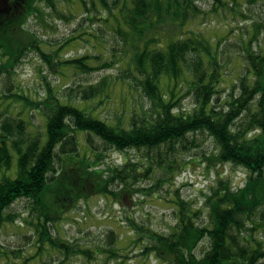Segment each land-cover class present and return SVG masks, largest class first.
Returning <instances> with one entry per match:
<instances>
[{
    "label": "trees",
    "instance_id": "16d2710c",
    "mask_svg": "<svg viewBox=\"0 0 264 264\" xmlns=\"http://www.w3.org/2000/svg\"><path fill=\"white\" fill-rule=\"evenodd\" d=\"M257 1L245 0L249 5ZM215 2L214 12L246 15L245 9L230 12L227 0ZM250 12L253 26L225 43L224 37L213 40L196 28L202 13L196 0H0V76H10L30 51L62 74L116 66L109 80L104 76L78 83L64 94L48 86L35 100L18 85L13 90L11 82L0 88V227L15 221L18 214L11 208L19 199L27 201L30 214L21 219L25 246L0 242V264H34L53 255H60L62 264L70 257L95 258L102 252L115 257L114 248L93 249L51 228L65 210L92 195L116 202L124 195H153L156 189L141 185L156 168L153 164L171 170L179 150L196 147L197 134L214 144L206 159L240 167L245 182L234 188L226 179L214 189L205 199L204 223L195 220L200 210L178 196L172 199L176 222L168 233L126 217L135 234L131 242L140 244V255L154 254L165 264H258L264 259V240L257 236L264 229V13ZM75 15L84 16L59 46L29 27L32 20L46 26ZM85 19L98 22L101 34L108 32L120 46L111 51L102 47L95 56L62 58L63 46L98 37L82 29ZM232 46L236 54L229 52ZM234 55L243 67L232 82L238 92L228 96L226 109L217 108L224 67ZM115 93L126 108L117 120L89 111V106L110 102ZM136 95L146 107L130 104ZM186 95L192 105L182 109L178 104ZM96 139L105 149L134 148L154 152L156 158L148 157L145 164L127 157L120 165L101 168L103 153L94 148ZM106 238L115 243V232ZM204 238L207 246L198 256L195 248Z\"/></svg>",
    "mask_w": 264,
    "mask_h": 264
},
{
    "label": "rangeland",
    "instance_id": "374dc122",
    "mask_svg": "<svg viewBox=\"0 0 264 264\" xmlns=\"http://www.w3.org/2000/svg\"><path fill=\"white\" fill-rule=\"evenodd\" d=\"M226 1V0H223ZM202 10V13L196 19V28L206 32L213 40L224 37L225 43L233 42L240 36V32L245 28L253 26V19L250 18V9L262 11L264 13V0H258L255 4L249 5L245 0H239L235 3L233 0H227V8L230 10L245 9L246 15L240 16L235 13L214 12L212 9L214 0H196ZM242 3V5H239ZM235 15V16H234ZM84 15H75L71 20L55 19L53 25L40 24L35 20L29 23V27L33 28L38 36L50 41L52 44L59 46L72 35L78 23L82 21ZM255 19L259 15L254 16ZM92 24V25H91ZM98 22L95 20L90 22L84 20L82 29L96 34L98 37L91 41L75 40L71 44L62 47L60 53L62 58L78 57L85 54L95 56L102 47H107L109 51L119 47V40L112 39L108 32L101 34L98 30ZM88 34L85 35L87 37ZM99 42L96 47L92 43ZM230 53L236 54L237 48L230 47ZM0 56V62L2 61ZM95 65H98L96 58H91ZM115 65L108 69H97L87 72H72L63 70L60 72L57 67L54 70L50 69L48 64L44 62L36 51H30L21 58L15 65L12 73L8 76L3 73L0 76V88H4L11 82L16 90L18 85L21 92L27 94L31 99L42 98L48 86L52 87L59 94H64L70 86H75L78 83L88 84L96 82L104 76L108 80L112 78L115 72ZM242 66L239 59L234 55L232 60L224 67V80L218 87V100L215 101L217 108L226 109L225 101L229 95H237V84H232L233 80L237 81V75L242 71ZM62 71V70H61ZM141 100L137 95L132 97L130 104L139 108V104L146 107L145 102L141 104ZM135 104V105H133ZM190 97L183 96V99L178 104V107L185 109L191 107ZM90 109V110H89ZM89 111L96 114L102 119L108 121L117 120L123 112L126 111L115 93L114 98L110 102L100 105L89 106ZM196 147H188L186 151L179 150L175 154L174 166L171 170L166 167H157L153 169L149 178H144L141 185L148 189H156L155 193L133 196L124 195L121 202H116L112 197H104L100 195H92L87 199H81L75 206L65 210L63 216L53 226L54 233L61 234L64 238L87 247H104L114 248L117 253L115 257H110L108 253L102 252L95 254L94 257H70L62 264H165L159 260L154 254L147 253L140 255V244H133L131 238L135 234L131 231L126 217L133 218L138 224L146 228H151L158 232L168 233L171 226L176 222L174 202L177 196L185 200L188 206L193 210H200L196 216L197 223L207 221V212L204 208L206 197L212 191L222 185L228 179L232 186H242L245 182L246 172L240 167L232 166L231 164L215 163V160L208 161L206 156L214 152V144L210 137L205 134H197ZM94 148L102 152L99 158V167H104L108 164H122V160L129 158L133 161L148 163L149 159H154V152L147 153L145 151L136 150L134 148L126 150H115L113 148L103 147L96 139ZM101 154V153H100ZM152 156V157H151ZM166 165L167 162H162ZM166 176L165 179H160ZM25 199L17 200L11 210L16 212L18 216L12 224H7L0 227V242L5 245L25 246L28 240L26 228L21 225L22 217H29ZM114 231L116 235L115 243L107 241V235ZM257 236L264 240V229L257 233ZM207 238L195 248V254L200 256L202 251L207 246ZM120 247V248H119ZM121 247H123L121 249ZM99 251V250H98ZM121 254V255H120ZM109 256V257H108ZM61 260L60 255L46 257L34 264H58ZM258 264H264V259Z\"/></svg>",
    "mask_w": 264,
    "mask_h": 264
}]
</instances>
